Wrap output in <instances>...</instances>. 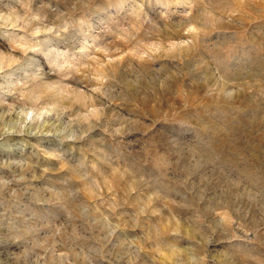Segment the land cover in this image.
<instances>
[{"label":"rangeland","instance_id":"obj_1","mask_svg":"<svg viewBox=\"0 0 264 264\" xmlns=\"http://www.w3.org/2000/svg\"><path fill=\"white\" fill-rule=\"evenodd\" d=\"M0 264H264V0H0Z\"/></svg>","mask_w":264,"mask_h":264}]
</instances>
